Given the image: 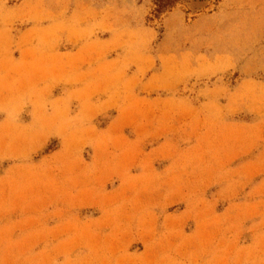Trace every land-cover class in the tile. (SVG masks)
<instances>
[{"label": "rangeland", "instance_id": "obj_1", "mask_svg": "<svg viewBox=\"0 0 264 264\" xmlns=\"http://www.w3.org/2000/svg\"><path fill=\"white\" fill-rule=\"evenodd\" d=\"M0 264H264V0H0Z\"/></svg>", "mask_w": 264, "mask_h": 264}]
</instances>
